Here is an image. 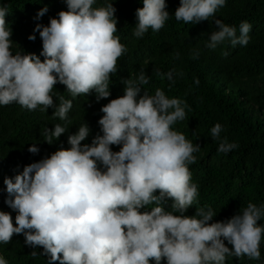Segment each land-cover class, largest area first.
Instances as JSON below:
<instances>
[{"label": "clouds", "instance_id": "clouds-1", "mask_svg": "<svg viewBox=\"0 0 264 264\" xmlns=\"http://www.w3.org/2000/svg\"><path fill=\"white\" fill-rule=\"evenodd\" d=\"M65 0L67 11L49 17L47 26L37 23L33 32L42 40L41 59L33 53H13L12 35L5 17L7 5L0 6V106L17 103L23 108L46 113L63 121L43 129L44 141L53 144L68 131L73 104L61 96L57 105L51 95L57 83L70 95L94 93L99 102L110 96V74L117 71V59L127 52L119 42L116 9L105 0ZM226 0H180L174 12L177 21L196 24L214 18ZM135 12L133 35L142 38L157 32L170 18L165 0H142ZM48 11L41 7L34 19ZM206 47L215 49L224 42L246 46L252 25L242 21L237 28L214 18ZM34 41L35 35H29ZM227 53H225L226 55ZM199 51L193 53V58ZM169 79L171 75L169 74ZM149 82L143 70L123 79V95L111 99L100 111L99 130L91 143L85 123L67 136V149L61 147L38 162L30 163L13 177H5L4 203L13 210L0 211V243L14 234L47 264H225L226 257L260 258L264 237V204L249 202L247 207L223 222H212L211 208H196L185 215L198 196L188 165L196 162L193 145L181 132L172 129L185 118L187 105L168 98L156 89L154 95H140ZM199 84V80H195ZM221 124L210 134L219 140L217 151L227 154L235 143L221 138ZM112 145L119 151H112ZM28 152L37 154L32 144ZM158 190V194H157ZM171 200V211L164 207ZM154 204L150 211H141ZM225 241L231 247L225 245ZM0 264H8L0 256Z\"/></svg>", "mask_w": 264, "mask_h": 264}, {"label": "trees", "instance_id": "trees-1", "mask_svg": "<svg viewBox=\"0 0 264 264\" xmlns=\"http://www.w3.org/2000/svg\"><path fill=\"white\" fill-rule=\"evenodd\" d=\"M116 9L115 36L126 46L127 52L117 59V71L110 74V96L99 102L94 93L79 94L73 98L66 86L57 83L51 95L57 105L60 97L72 101L68 113L71 124L66 133L49 145L44 141L43 129H52L60 123L52 116L50 107L46 113L29 111L17 103L0 106V211L13 217L16 213L5 203L4 178L18 174L23 167L38 162L61 147L67 149V136L87 124L90 134L81 143H91L100 133L98 120L104 115L100 109L111 99L123 95V79L132 78L141 70L149 78L142 85L140 95H154L156 89L165 92L168 98L181 99L187 107L185 118L172 125L186 139L199 144L200 151L193 153L196 162L188 165L191 181L198 186V196L185 215L191 216L196 208H211L216 215L209 223L230 219L249 202L264 204V0H226L215 13V19L235 26L247 21L252 25L246 46L232 47L227 41L215 49L207 48L211 32L217 30L214 18L196 24L177 21L174 16L180 0H165L170 18L157 32L151 28L142 38L133 35L137 8L143 7L142 0H108ZM105 0H97L93 7L103 6ZM7 5L9 24L13 41L12 51L40 56L43 45L38 32H33L37 23L47 26L49 17H56L59 11H67L65 0H0V6ZM47 6V13L35 20L41 7ZM29 35H35L34 41ZM199 56L193 58L194 51ZM225 53H227L225 55ZM169 74L171 79H169ZM199 80V84L195 80ZM219 123L223 127L221 138L237 147L227 154L217 151L219 140L213 139L210 129ZM35 144L37 154L28 152ZM119 151V146H110ZM158 194V190H157ZM172 201L166 200L164 207L171 211ZM155 205H148L141 211H150ZM264 224V219L258 221ZM22 234H14L7 244L0 243V256L8 264H47V257L39 255L42 247L34 250L24 243ZM225 245L231 247L225 241ZM260 258L247 256L226 257L225 264H264V237L260 243ZM58 264V262H54ZM150 264L152 261L150 260Z\"/></svg>", "mask_w": 264, "mask_h": 264}]
</instances>
